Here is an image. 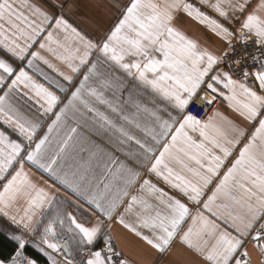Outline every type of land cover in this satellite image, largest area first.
Returning <instances> with one entry per match:
<instances>
[{
    "label": "snow or ice",
    "instance_id": "obj_1",
    "mask_svg": "<svg viewBox=\"0 0 264 264\" xmlns=\"http://www.w3.org/2000/svg\"><path fill=\"white\" fill-rule=\"evenodd\" d=\"M66 3L67 0H56L52 7L62 10ZM200 3L209 6L227 24L243 17L239 28L230 30L226 23L212 19L187 0H128L122 9L123 18L99 46L104 59L97 57L91 63L79 87L55 113L47 132L35 142L41 127L39 118L30 119L23 114L10 102L12 97L22 84L33 92L34 96L28 99L35 98L37 112L42 110L45 114L53 111L59 98L36 83L23 68L17 71L11 62L0 57V123L20 137L12 139L9 131L0 129V181H6L0 190V216L31 235L43 228L40 243L35 244L23 234L5 233L0 227V233L15 242L14 254L0 257V264H38L36 258L25 255L30 243L47 258V264H137L113 237V222L157 253L148 264H159L171 252L177 236L184 247L207 264H254V251L258 253L257 264H264V0ZM23 9L28 10V15ZM180 13L206 24L225 42L224 47L213 52L188 37L177 27ZM52 21L56 29L70 32L83 45L82 55L77 48L75 54L65 49L68 55L57 56L71 71L78 72L79 67L72 61L78 59L79 65H85L90 50L98 45L85 39L62 14L51 13L42 4L0 0V45L18 61L23 62L30 55L29 68L33 61L42 60L55 70L39 52L29 51L36 37L45 31L42 25H51ZM46 39L52 41L53 33L48 32ZM19 40L24 41L23 45ZM45 47L40 44L41 49ZM48 51L54 53L50 47ZM128 57L132 59L126 60ZM225 66L228 71L223 70ZM59 74L71 82V76ZM90 78H94L95 86L88 85L86 89ZM50 82L60 91L65 90L59 83ZM85 89L95 103L82 97ZM201 92L206 95L201 97ZM217 96L227 100L250 127H241L219 112L207 121L197 119L191 112L184 114L197 97L202 105H212ZM76 101L92 114L85 126L90 119L96 136L106 137L110 144L134 142L148 160L149 154L155 156L156 149L147 139L138 138L133 129L150 137L156 145L163 142V150L155 156L149 172L188 200L200 204L203 189L218 177L215 190L202 205L209 215L197 212L191 216L192 224L181 235V226L191 215L189 207L148 179L140 185L141 195L133 194L125 203L140 172L88 137L78 141L74 163L66 170L65 160L68 149L75 146L77 128L69 127L55 148L51 147L50 136L70 108L80 111ZM96 105L108 111H101ZM188 130L198 132L200 139H193ZM241 144L231 166L220 176V169ZM166 157L181 165L196 182L175 172L165 163ZM185 158L197 167L189 166ZM25 163L48 174L105 219L98 218L88 227L76 215L62 211L57 207L58 198L29 178ZM21 200L25 204L22 210L18 207ZM121 205L123 210L118 211ZM74 207L77 212L86 211L81 205ZM45 208L50 211L45 212ZM129 215L134 219H126ZM249 245L253 247L250 249Z\"/></svg>",
    "mask_w": 264,
    "mask_h": 264
},
{
    "label": "crops",
    "instance_id": "obj_2",
    "mask_svg": "<svg viewBox=\"0 0 264 264\" xmlns=\"http://www.w3.org/2000/svg\"><path fill=\"white\" fill-rule=\"evenodd\" d=\"M19 2L20 0H17V3ZM30 2L42 4L49 12L54 13L57 16H60L62 14L64 18L68 20L69 24H71L72 27H75L77 31H79L81 35L85 37V39L98 45L96 49L90 50L91 54L88 58V62L85 65H79L78 59L72 61L74 66L79 67L80 70L78 72L71 71V69L67 66V63L60 59H57V56L68 55V52H66L65 49L75 54V50L77 48L80 49V54L82 55L83 45L79 42L76 37L71 35L70 32L66 33L63 29H56L54 21L51 22V25H49L48 23L42 25L45 31L36 37V43L33 44L29 51L39 52L41 56H43L55 66V70L53 68L48 67V65L45 64L42 60L33 61V67L29 68L27 66V59H31L30 55L26 57L25 61L21 62L16 59H13L10 55H8L4 51L3 46L0 45V57L11 62L16 67L17 71H19L20 68H23L36 83L43 84L46 88L49 89V91L53 92L59 98V103L54 107L51 113L45 114L42 112V110L40 112H37L38 105L35 103V98L32 100L28 99L29 96H34L33 92L30 89L25 88L22 84L18 86V90L16 91L15 95L12 97V100L10 102L13 103L14 106L18 107V109L30 119L36 117L39 118L41 122V127L38 130L37 136L34 138L35 142L47 132L48 126L55 119V113L58 112L59 109L68 102V100L71 98L72 92H74L76 88L79 87L80 82L81 80H83V77L87 73L88 67H90L91 63L95 62L97 60V57H100L101 60L104 59L103 55L99 52V46H102L103 42L107 39V35L111 33V31L119 23L120 19L123 18L122 9L126 7L128 0H67V3L65 4L62 10L52 7V4L56 3V0H30ZM187 2L193 3L196 7H199L201 11H203L212 19H217L221 23H226L209 6L201 4L200 0H187ZM255 2L258 3V0H255ZM211 3H215V0H209V4ZM23 11L26 15H28L27 9H23ZM178 15L180 19L179 23L177 24V27H179L180 30L183 31L188 37L199 42L201 47H206L213 52H219V50L224 47L225 42L222 41L219 37H217L206 24H201L199 23V21L188 17L186 14L183 13H180ZM242 20L243 17L240 18V21H236L233 18V22L231 24L226 23V26H228L230 30L238 29ZM48 32L53 33L52 41H48L46 39ZM17 42L21 45H23L24 43L23 40H19ZM41 43H44L46 47L41 49ZM61 45L63 47H61ZM49 47L54 50L55 54L53 52L48 51ZM131 59V57L126 58V60ZM102 67L106 68L107 65H102ZM223 70L227 71L225 69ZM61 72L64 73V75L71 76V82L66 81L63 76L59 74ZM120 74L123 75V73ZM45 77H47L48 79H45ZM50 81H55L59 83L64 87L65 90L63 92L60 91L56 87L55 83H51ZM88 85L95 86L94 78L89 79L86 84V89ZM86 89L82 90V97L84 99L89 100L91 103H95L94 99L88 96ZM221 90L227 93L226 89L222 88ZM25 93H27V95H25ZM0 95H3V90H0ZM221 98V104L219 105L217 110H215L213 115L216 112H219L223 116L234 120L241 127H250L248 122L243 120V118L239 117L238 113L234 111L232 107L229 106V102L223 97ZM41 103H43V101H41ZM75 104L76 107L80 109V111H76L70 108L67 111L66 115L62 117L61 125H59L57 129H54L50 136L51 147L55 148L57 141L64 136L69 127L77 128L78 135L73 141V144L75 146L70 147L68 149V158L65 160L66 170L74 163L73 157L76 156V153L79 148L78 141H81L84 137H88L91 140H94L96 143L100 144L101 147H104L108 151L113 152V154L117 156L128 167L133 168L134 171L140 172V178L137 183L133 185L130 189L129 196L125 197V203L130 200L131 195H141V193L139 192L140 185L142 184L143 180L148 179L157 187L163 189L165 193L180 199L189 207L191 215L186 219V222L182 224L180 233L181 235L183 231H186L187 228L192 224L191 216H195L197 212H202L205 216L209 215L203 210L202 205L203 202L207 201L208 197L211 196L212 192L215 190L216 184L219 182L218 177H214L213 183L203 189L204 194L201 197L200 204H196L188 200L185 196L181 195L178 190L173 189L169 184H167L163 179L158 178L155 174L149 172L152 163L155 162V156H158L160 151L163 150V142L160 145H156L150 137L146 138L142 132L133 129L138 138L147 139L149 145L156 149L155 156L149 154L150 158L148 160H145L144 156L141 155L143 150L139 149V147L134 142H129L125 145L117 146L115 142L110 144L106 137L101 138L96 136L95 132L92 130V121L90 119H88V126H85V120L88 117H91L92 114L87 113L86 110L83 109V106L79 103V101H76ZM96 106L100 107L101 111H108L104 106ZM81 112L85 113L84 116L81 115ZM173 114L175 115L176 112L173 111ZM179 118H182V116ZM0 129L9 131L2 123H0ZM188 131L189 135H191L193 139H200L198 132H192L191 130ZM9 135L12 139H20V137L10 131ZM170 139L171 137L169 135L168 140L170 141ZM32 146L34 147V143ZM239 147H242V144L237 146V151L235 152V154L232 157H229L226 161L225 166L220 169V176H222L224 172L227 171V168L231 166V163L235 159V156L238 155ZM128 152L135 153V155L128 156L126 155V153ZM217 154H219L218 151ZM185 162L193 168L197 167L194 162L188 161L186 158ZM165 163H167L169 167H172L175 172L185 176L186 179L192 180L194 183L196 182V178L193 177L186 170H184L181 165L177 164L174 160H171L166 157ZM24 168L25 171L28 173L29 178L34 183H36L40 187H44L46 190L50 191L58 198V208H60L62 211L71 212L73 215H76L78 221L84 223L85 226H93L98 218L105 219L104 217L100 216L99 213H93L92 209H90L88 205L84 204L83 201L79 200L71 191L67 190L64 186L57 183L48 174L42 172L41 170H38L35 166H32L29 163H25ZM5 182L6 181H0V190H2V184ZM49 185H51V188L48 187ZM144 195L147 194L144 193ZM148 198L150 199V202L156 203V201L152 197ZM60 201H63V203H59ZM74 204L81 205L82 208L86 211L77 212L76 208L74 207ZM24 206V201L21 200L18 204V207H20L22 210ZM123 207L124 205H121V208L118 209V211H122ZM44 211L48 212L50 210L45 208ZM39 218L40 217L38 216L37 219ZM126 219L131 221L134 219V217L129 215L126 217ZM0 227L4 229L5 233L8 231H13L16 234H23L26 239L33 241L35 244L40 243V234L43 231V228L41 226L36 235L28 234L24 232L22 227L18 225H13L11 221L8 220V218L3 216H0ZM221 227H223V225H221ZM111 232L113 237L119 243L120 247L128 253L130 258L137 261V264H148L149 261L156 259L157 253L154 250H152L143 241L139 240L137 237H135L132 233L128 232L118 223H112ZM145 232L147 234L146 230ZM12 242L15 244L14 241ZM252 247V245H249L250 249ZM27 248L34 251L41 258L44 259V262H38V264H47V258L43 256V254L40 253L39 250L34 247L32 243H30ZM55 255H57L58 258H62L59 256V254ZM257 257L258 253L254 251V264H257ZM159 264H207V262L202 261L200 257L192 253L191 250H188L186 247H184L179 240V236H177L173 242L171 252L166 255L163 259H161L159 261Z\"/></svg>",
    "mask_w": 264,
    "mask_h": 264
},
{
    "label": "built area",
    "instance_id": "obj_3",
    "mask_svg": "<svg viewBox=\"0 0 264 264\" xmlns=\"http://www.w3.org/2000/svg\"><path fill=\"white\" fill-rule=\"evenodd\" d=\"M235 43V41H234ZM237 47H239V45L237 44ZM225 70H229L226 66L223 68ZM234 78H237L234 76ZM206 95L205 92H201L200 96H204ZM210 95V93H209ZM222 98L217 96V98L215 99V101L213 102L212 105H202L201 100L199 97H197V99L195 100V102L189 107V109H187V111L185 112L187 114V112H191V114L195 115L197 117V119H200L202 121H207L209 117H211L213 115V113L215 112V110H217V108L219 107V105L221 104Z\"/></svg>",
    "mask_w": 264,
    "mask_h": 264
},
{
    "label": "trees",
    "instance_id": "obj_4",
    "mask_svg": "<svg viewBox=\"0 0 264 264\" xmlns=\"http://www.w3.org/2000/svg\"><path fill=\"white\" fill-rule=\"evenodd\" d=\"M14 249L15 244L11 240L7 239L3 233H0V257L10 258V255L14 254ZM25 255L29 258H36L39 263L44 262L43 258L29 248H26Z\"/></svg>",
    "mask_w": 264,
    "mask_h": 264
}]
</instances>
